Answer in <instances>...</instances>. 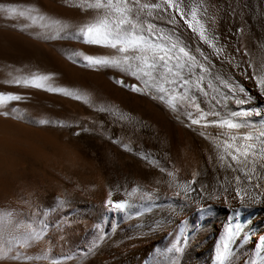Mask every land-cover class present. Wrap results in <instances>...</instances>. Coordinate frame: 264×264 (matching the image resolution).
<instances>
[{
	"label": "bare ground",
	"instance_id": "1",
	"mask_svg": "<svg viewBox=\"0 0 264 264\" xmlns=\"http://www.w3.org/2000/svg\"><path fill=\"white\" fill-rule=\"evenodd\" d=\"M93 2L0 0V264H264V161L239 185L242 205L216 148L264 131L253 75L264 65V0H180L214 47L179 17L137 13L154 25L145 39L184 65L189 83L175 95L191 102L178 111L84 59L117 55L80 31L98 16L85 10ZM240 207L261 212L239 222Z\"/></svg>",
	"mask_w": 264,
	"mask_h": 264
},
{
	"label": "snow or ice",
	"instance_id": "2",
	"mask_svg": "<svg viewBox=\"0 0 264 264\" xmlns=\"http://www.w3.org/2000/svg\"><path fill=\"white\" fill-rule=\"evenodd\" d=\"M87 9L95 10L98 16L93 23L85 25L80 31L85 37L95 34L98 38L86 39L85 42L99 45L102 38L107 41V44L101 46L111 47L117 55L103 59L85 56V60L90 64L119 68L137 81H142L143 88L138 84H130L128 88L132 92L141 95L154 92L155 95H152L151 98L166 103L173 111H178L183 101L188 100L191 102V98L186 95L179 97L175 95V86L178 83L182 86L189 83L182 75L184 65L179 63L180 57L174 55L172 49L149 43L150 36L145 39V33L150 32L154 25L148 24L145 27L139 21L137 13L148 10V15L151 16L152 11L155 10L166 14L171 23H175L177 17H179L185 23H188L193 32H198L204 43L214 47L213 40L215 37L209 38L207 35L208 30L204 24H201L197 19L196 22L200 25L197 29L192 26L189 20V17L195 19L200 14L197 8L193 7L190 12H186L181 7L180 0H158V2L150 5H142L140 0H94L93 3L85 6V10ZM6 11L12 10L6 9ZM208 19H211V17H208ZM242 30L237 29V31ZM173 48H175V45H173ZM178 51L185 56L187 55L183 48L178 49ZM174 59L176 60L175 64L172 63ZM249 66L251 67V65ZM253 75L257 84L261 86V93H264V65L260 66L258 75L255 72ZM34 79H44V77H34ZM118 83L123 86V81H118ZM166 85L172 87L169 88ZM34 86L40 87L41 85L37 83ZM8 99H19V97L10 95ZM41 123H45V121H41ZM191 123L197 124L199 121L193 119ZM224 126L228 129L239 127L238 124L231 122H227ZM216 148L223 151V154L217 156L221 167L235 173L232 176V181L236 185L235 195L240 198L243 205L244 197L241 195L239 185L241 183L250 184L252 177L256 175L258 160L264 161V131H261L259 136L249 134L242 137H228L222 145L217 144ZM259 167L264 169V163H259ZM168 175L171 176L172 173L169 172ZM225 179L227 180V177ZM229 184L231 186V182ZM254 187L259 188L260 185L257 184ZM248 199L251 203L260 202L259 195H250ZM107 203L121 211L125 207L124 203L119 201L109 200ZM2 258L0 256V259Z\"/></svg>",
	"mask_w": 264,
	"mask_h": 264
},
{
	"label": "rangeland",
	"instance_id": "3",
	"mask_svg": "<svg viewBox=\"0 0 264 264\" xmlns=\"http://www.w3.org/2000/svg\"><path fill=\"white\" fill-rule=\"evenodd\" d=\"M204 212V211H203Z\"/></svg>",
	"mask_w": 264,
	"mask_h": 264
}]
</instances>
